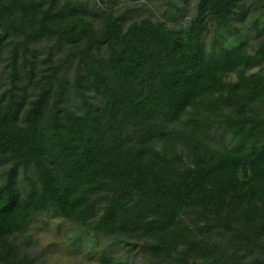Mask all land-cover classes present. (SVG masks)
Returning a JSON list of instances; mask_svg holds the SVG:
<instances>
[{"label":"trees","instance_id":"trees-1","mask_svg":"<svg viewBox=\"0 0 264 264\" xmlns=\"http://www.w3.org/2000/svg\"><path fill=\"white\" fill-rule=\"evenodd\" d=\"M196 10L0 0L1 264L35 263L18 235L50 213L162 264H264V0Z\"/></svg>","mask_w":264,"mask_h":264},{"label":"rangeland","instance_id":"rangeland-1","mask_svg":"<svg viewBox=\"0 0 264 264\" xmlns=\"http://www.w3.org/2000/svg\"><path fill=\"white\" fill-rule=\"evenodd\" d=\"M79 1L90 8L108 7V12L116 9L131 17H149L155 21L163 20L170 24L186 26L196 14L199 0ZM215 26L211 24L209 43L212 40V34L215 33ZM254 34H256L254 31H250L244 36L242 34H234V36H240L246 40L255 37ZM234 36H231L228 31L218 33V37L226 38V41H230L229 37L238 39ZM1 45L2 42L0 47ZM4 58L0 52V70L6 65ZM261 68H264V59L258 62L253 72ZM232 79L236 80L237 76L234 75ZM224 141L228 145L231 142L230 136H227ZM19 184L22 187L27 184L26 175L23 172L19 174ZM18 237L22 251L35 259L34 264H162L153 261L140 246L131 247L129 244L131 241L127 244L112 236H95L85 225L68 221L54 213L36 214L28 224L27 231L19 234Z\"/></svg>","mask_w":264,"mask_h":264}]
</instances>
